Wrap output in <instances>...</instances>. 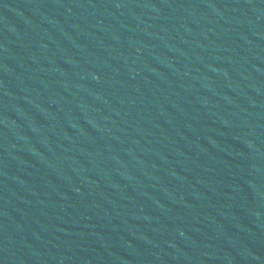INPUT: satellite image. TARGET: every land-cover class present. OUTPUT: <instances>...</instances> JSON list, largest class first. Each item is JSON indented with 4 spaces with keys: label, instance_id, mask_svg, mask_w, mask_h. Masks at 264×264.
Returning a JSON list of instances; mask_svg holds the SVG:
<instances>
[{
    "label": "water",
    "instance_id": "1",
    "mask_svg": "<svg viewBox=\"0 0 264 264\" xmlns=\"http://www.w3.org/2000/svg\"><path fill=\"white\" fill-rule=\"evenodd\" d=\"M0 264H264L58 95L0 32Z\"/></svg>",
    "mask_w": 264,
    "mask_h": 264
}]
</instances>
